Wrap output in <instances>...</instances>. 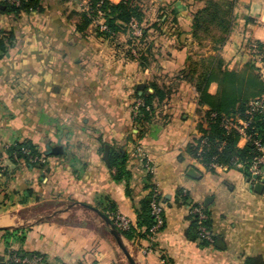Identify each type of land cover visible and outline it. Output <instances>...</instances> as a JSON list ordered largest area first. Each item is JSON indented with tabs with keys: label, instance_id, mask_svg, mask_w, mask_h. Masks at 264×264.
I'll list each match as a JSON object with an SVG mask.
<instances>
[{
	"label": "crops",
	"instance_id": "0c3cea01",
	"mask_svg": "<svg viewBox=\"0 0 264 264\" xmlns=\"http://www.w3.org/2000/svg\"><path fill=\"white\" fill-rule=\"evenodd\" d=\"M140 1L147 9L141 27L168 15L159 30L148 32L152 52L144 68L138 55H128L129 32L100 36L102 17L80 31L84 1L40 0V11L14 14L0 0V39L12 36L8 52L0 53V229L31 227L25 243L12 248L46 264H130L89 206L110 213L112 221L125 217L136 228L138 211L154 190L164 228L155 239L140 236L142 230L130 240L122 235L137 264L264 263V191L254 190L264 174L254 179L239 169L208 171L188 151L201 137L199 125L208 128L209 111L188 77L189 59L200 63V72L210 57L224 69L245 70L253 62L252 47L264 43V0H236L231 33L219 50L210 43L199 47L192 37L193 13L208 0ZM217 91L212 84L209 93ZM148 96L154 113L139 126L136 105ZM24 141L43 153L47 146H61L64 153L40 167L13 162L6 149ZM107 145L110 154L126 156L128 185L115 181V169L104 161ZM246 145L240 139L239 148ZM196 208L209 214L212 241L187 236ZM0 264H9L3 242Z\"/></svg>",
	"mask_w": 264,
	"mask_h": 264
},
{
	"label": "trees",
	"instance_id": "16d2710c",
	"mask_svg": "<svg viewBox=\"0 0 264 264\" xmlns=\"http://www.w3.org/2000/svg\"><path fill=\"white\" fill-rule=\"evenodd\" d=\"M20 5H10L5 3L7 11L20 14L22 12L40 11V0H19ZM71 1V0H66ZM81 2L84 0H74ZM236 0H208L206 5L193 13L192 37L199 47H204L206 42L212 46V49L219 50L228 41L234 21V9ZM100 17L104 19L107 26L106 31H101L100 26L98 32L100 36L111 38L116 33L129 32V45L132 46L128 51V55L135 59L132 49L138 51V62L141 67L148 66V56L152 52V45L148 41V32L150 29H160L168 17L166 13H162L160 20L149 28H143L141 25L146 21L147 9L140 0H122L120 3H113L109 0H90V10L82 13L80 31H84L93 22ZM136 20L141 29L142 36L140 39L134 37L130 23ZM218 33V35H217ZM12 46V36L5 35L0 39V53L4 56L8 52V48ZM257 48L264 52V43H258ZM136 60V59H135ZM190 68L188 77L195 83L197 93L199 95L200 106H207L209 111L206 114L208 128L204 129L199 125L201 137L188 147L191 155L197 159L208 171H213V165L218 167H227L229 169H239L246 177L252 178L250 168L254 158L258 155L253 141L247 143L246 147L239 148L238 143L241 139L240 135L235 131H227L223 128L222 122L225 118L240 117L246 118V112L250 103L256 99L264 97V77L262 71L264 68L257 66L254 61L247 64L246 69L241 72L230 71L223 68V63L218 57H210L203 59L202 72L199 71L197 61L189 59ZM218 84L216 94H210L209 89L212 84ZM145 106L138 109L135 116V124L142 126L151 121L154 113L152 99L153 96L142 97ZM255 134L254 139L259 140L264 145V112L254 117ZM205 142L204 146L203 143ZM5 154L13 162L23 160L29 167L43 166L44 160L48 157L35 146L31 141L16 142L6 149ZM3 154L0 152V159ZM50 157V156H49ZM111 169H115L114 180L117 182L125 181L128 185L131 175L126 169V156H115L114 152L110 154ZM0 174H5V168L0 165ZM151 179V175H148ZM154 191V190H153ZM152 191V200L144 201L138 211L137 227L127 231L120 230L121 234L127 239H132L134 231L139 232L140 236L148 239L152 238L151 228L155 224V217L152 213V202L154 195ZM183 198L186 203L188 199L179 192V197ZM207 215L204 226L211 230V220L207 210H203ZM107 216L111 217L110 213ZM113 222L116 223V220ZM164 228L162 226L161 230ZM144 229V230H143ZM31 227H23L20 229H0V242H3L6 252L14 245L22 246ZM187 236L192 241L201 239V231L199 225V217L197 214L191 216V227L187 231ZM203 244L208 242L203 241ZM19 256L25 253L21 250L17 251ZM27 256V255H26ZM246 264H264L260 259H248Z\"/></svg>",
	"mask_w": 264,
	"mask_h": 264
},
{
	"label": "built area",
	"instance_id": "2783aa9c",
	"mask_svg": "<svg viewBox=\"0 0 264 264\" xmlns=\"http://www.w3.org/2000/svg\"><path fill=\"white\" fill-rule=\"evenodd\" d=\"M74 1V0H71ZM5 3L10 5H20L19 0H5ZM81 7L84 8V10L89 11L90 10V0H84V4L81 5ZM130 29L137 39H140L142 36V29L139 25V23L136 20H133L130 23ZM100 30L106 31L107 26L104 22L100 23ZM252 53H253V61L254 63L264 68V52L260 51L256 45L252 47ZM132 54L134 56L138 55V51L136 49L132 50ZM141 106H145L144 103H138L136 105V111L138 112V109ZM264 112V97L261 99H256L250 103V106L246 112V118L242 119L240 117L235 118H225L222 122V126L227 131H235L237 132L241 139L246 141L247 143L250 141H253L256 150L258 152V155L254 158L253 164L250 168V173L252 178L254 177H260L264 174V145L257 139H254L255 134L253 131H255L254 128V117L255 115H260ZM205 142L203 143L204 146ZM141 153V156H143V161L146 159L147 167L149 168V171L152 173L153 169L151 167V163L148 161L145 155L142 154V151H139ZM0 165H2V161L0 159ZM213 167H217L216 165H213ZM159 194L158 192H155L154 194V200L152 202V213L155 217V224L151 228L150 232L152 233V238L155 239L158 232L161 230L163 224H164V218H163V208L161 204L159 203ZM192 215L197 214L199 217V225H200V231H201V238L206 241H212V233L206 227L203 225L204 222L207 220V215L203 212L202 209L196 208L191 211ZM116 226L119 230L127 231L131 228V223L128 219L125 217L119 216L116 218ZM9 256V264H46L44 259L40 256H33V257H27L19 256L17 251L14 248H10L8 251Z\"/></svg>",
	"mask_w": 264,
	"mask_h": 264
},
{
	"label": "water",
	"instance_id": "95a60500",
	"mask_svg": "<svg viewBox=\"0 0 264 264\" xmlns=\"http://www.w3.org/2000/svg\"><path fill=\"white\" fill-rule=\"evenodd\" d=\"M138 89L140 90V94L143 95L144 93V89L145 87L139 86ZM110 149L111 147L109 145H107L105 147V155H104V161L106 162V164L108 166H110ZM64 153L63 147L58 146L56 148H51L50 146H47V150L44 152V155L46 157L49 156H58V155H62ZM191 176H195V171L191 170L189 173ZM254 179H258V177H254ZM254 190L261 194L264 191V182H260L258 183L255 187ZM149 201H151V199H149ZM90 209H92L95 213H97V215L106 223L107 227L109 228V231L111 233V235L114 237V239L116 240L117 244L119 245L120 249L123 251V253L125 254L127 260L129 261L130 264H137L136 261L133 259V257L131 256V254L129 253V251L127 250L125 244H124V240H123V236L120 232V230L117 228V226L113 223V221L109 218V216H107L106 214H104L103 212H101L99 209L94 208V207H90ZM22 256H24V254H22Z\"/></svg>",
	"mask_w": 264,
	"mask_h": 264
},
{
	"label": "rangeland",
	"instance_id": "374dc122",
	"mask_svg": "<svg viewBox=\"0 0 264 264\" xmlns=\"http://www.w3.org/2000/svg\"><path fill=\"white\" fill-rule=\"evenodd\" d=\"M217 35H218V33H217ZM205 44H208L209 45V41L208 42H206ZM211 45V44H210ZM1 161H2V159H1Z\"/></svg>",
	"mask_w": 264,
	"mask_h": 264
}]
</instances>
